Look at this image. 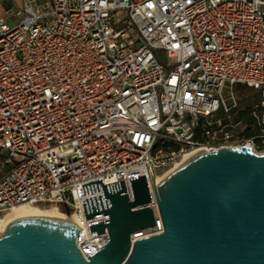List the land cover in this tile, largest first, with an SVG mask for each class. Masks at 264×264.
Wrapping results in <instances>:
<instances>
[{"label":"built area","instance_id":"1","mask_svg":"<svg viewBox=\"0 0 264 264\" xmlns=\"http://www.w3.org/2000/svg\"><path fill=\"white\" fill-rule=\"evenodd\" d=\"M0 0V214L20 205L73 216L88 260L82 183L144 174L162 231L154 174L195 149L253 146L237 85L259 92L247 111L264 148V0ZM165 54L160 58L154 50Z\"/></svg>","mask_w":264,"mask_h":264},{"label":"water","instance_id":"2","mask_svg":"<svg viewBox=\"0 0 264 264\" xmlns=\"http://www.w3.org/2000/svg\"><path fill=\"white\" fill-rule=\"evenodd\" d=\"M82 183L83 193L102 194L81 203L91 235L108 241L86 260L69 221L26 217L0 234V264H264V153L248 143L203 149L154 188L162 231L130 235L155 224L144 174Z\"/></svg>","mask_w":264,"mask_h":264},{"label":"bare ground","instance_id":"3","mask_svg":"<svg viewBox=\"0 0 264 264\" xmlns=\"http://www.w3.org/2000/svg\"><path fill=\"white\" fill-rule=\"evenodd\" d=\"M203 150V148L195 149L193 151L187 152L182 157L175 162L174 166L166 170L161 175L154 174L153 182L155 185H159L162 183L173 171H175L178 167H180L183 163H185L189 158L193 155L197 154ZM38 205H20L14 207L9 212L5 213L3 216H0V234L3 233L6 225L16 219L26 218V217H44V218H53L59 220L69 221L71 223H75V219L73 216H65L61 212L57 211L54 207L48 206L46 208L37 207ZM44 206V205H43Z\"/></svg>","mask_w":264,"mask_h":264},{"label":"rangeland","instance_id":"4","mask_svg":"<svg viewBox=\"0 0 264 264\" xmlns=\"http://www.w3.org/2000/svg\"><path fill=\"white\" fill-rule=\"evenodd\" d=\"M15 2L13 3L12 7H11V10H12V13L9 15L8 19H7V23L9 25H14L17 21H18V16L14 15L13 12L19 7V0H14ZM154 53L159 56L160 58L162 59H165V54L160 51V50H154ZM257 97V100L260 98V94L258 91L252 89V88H249V87H246V86H243V85H239L238 88L236 87V97H237V100H238V105L240 107L241 110H248L249 108L247 107V105L243 104L242 101H246V102H252L249 104V106H252L255 102H254V97ZM244 116V115H243ZM245 122L244 120L242 121L241 123V126L239 127V129H242L245 131ZM256 127V125L253 124L251 125V128H254ZM258 134L256 133L253 137V146H252V149L257 152V153H264V148H256V144H255V139H258ZM4 158V155L0 152V174H2L3 172H5L7 170V166L5 165H2V160ZM174 166V165H173ZM173 166H170L171 168ZM169 167V168H170ZM169 168H166L164 170H161L157 173V175H161L163 174L164 172H166V170H168ZM37 207H40V208H46L48 206H43V205H38ZM7 213V212H6ZM5 213L3 214H0V216H3Z\"/></svg>","mask_w":264,"mask_h":264},{"label":"trees","instance_id":"5","mask_svg":"<svg viewBox=\"0 0 264 264\" xmlns=\"http://www.w3.org/2000/svg\"><path fill=\"white\" fill-rule=\"evenodd\" d=\"M238 86L239 85H237V88H238ZM258 100H257V97L255 96L254 97V102L255 101H258ZM252 102L242 101V103L245 104V105H247L248 108L251 107V106H249V104L252 103ZM248 110H241L240 111V116L243 117V120H244V122L246 124L245 125L244 135L247 136V137H250V136H254L256 133L258 134L259 133V130H258V127L257 126L254 127V128H251V125L253 124L254 121H253L252 117L249 116V114L247 112ZM255 144H256V148H261V145H260L261 143H260L259 138L258 139H255Z\"/></svg>","mask_w":264,"mask_h":264},{"label":"crops","instance_id":"6","mask_svg":"<svg viewBox=\"0 0 264 264\" xmlns=\"http://www.w3.org/2000/svg\"><path fill=\"white\" fill-rule=\"evenodd\" d=\"M13 2H15L14 0H13ZM21 2V0H19V3Z\"/></svg>","mask_w":264,"mask_h":264}]
</instances>
